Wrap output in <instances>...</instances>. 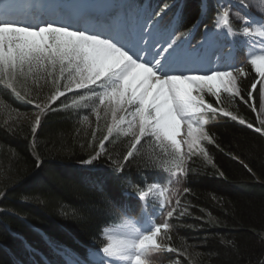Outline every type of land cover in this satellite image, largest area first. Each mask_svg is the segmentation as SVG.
<instances>
[{
  "label": "snow or ice",
  "instance_id": "1",
  "mask_svg": "<svg viewBox=\"0 0 264 264\" xmlns=\"http://www.w3.org/2000/svg\"><path fill=\"white\" fill-rule=\"evenodd\" d=\"M183 8L168 0L156 6L0 0V89L34 105L33 134L57 101L60 110L90 109L98 122L110 117L107 134L79 163L90 173L104 165V178L138 201L135 210L126 203L118 211L109 206L110 221L86 258L70 259L49 242L64 264H157L159 254L176 253L169 243L176 225L169 221L186 215L181 196L190 191L179 186L195 159L215 167L205 146L216 144L208 125L222 116L264 134V0H198L196 22L182 31ZM250 75V86L242 88ZM226 99L250 108L259 126L227 110ZM13 112L19 116L0 96L10 132ZM81 119L89 122L88 115ZM113 136L128 138L123 155L106 147ZM141 157L139 166L162 179L142 175L143 183H136L124 175Z\"/></svg>",
  "mask_w": 264,
  "mask_h": 264
},
{
  "label": "trees",
  "instance_id": "2",
  "mask_svg": "<svg viewBox=\"0 0 264 264\" xmlns=\"http://www.w3.org/2000/svg\"><path fill=\"white\" fill-rule=\"evenodd\" d=\"M168 2L184 5L182 31L196 22L198 0ZM175 11L171 9L165 18L171 20ZM238 59H243L242 53ZM251 79V75L242 79L241 87L247 89ZM0 96L19 114L35 108L7 90L0 89ZM59 104L42 118L34 134L32 124L15 114L16 119L9 121L14 128L10 132L3 123L7 116L0 115V264H64L49 242L86 258L96 246L93 238L110 221L109 206L116 211L125 203L133 210L138 207V201L122 195L118 181L104 178V165L98 166L100 172L90 173L79 163L107 134L105 120L98 122L90 109L60 110ZM224 106L257 126L255 113L243 103L227 100ZM83 115L89 116V122L82 121ZM208 128L216 140L207 145L215 167L202 159L190 163L189 175L179 186L190 190L181 196L188 212L169 221L176 225L169 243L178 251L159 254L157 264H258L264 260V134L222 116ZM127 142L126 137L113 136L106 147L114 156L123 155ZM139 159L130 162L125 176L136 183H143L142 175L148 181L162 179L157 172H145Z\"/></svg>",
  "mask_w": 264,
  "mask_h": 264
},
{
  "label": "rangeland",
  "instance_id": "3",
  "mask_svg": "<svg viewBox=\"0 0 264 264\" xmlns=\"http://www.w3.org/2000/svg\"><path fill=\"white\" fill-rule=\"evenodd\" d=\"M89 1L91 2V0H89ZM121 1L122 0H113V2L111 0H94L93 2H91L90 4H87V5H106V4H112V3H117V2H121ZM64 2H66V3H79V4H82V3L79 2V0H77V2L74 1V0H64ZM152 4L154 5V3H152ZM152 4H149L148 2H145L144 3V5H151V6H153ZM257 89H259V85L257 86ZM45 91H47V89ZM226 101L227 100H225V102ZM256 103H257V106H258L259 105V97L256 98ZM227 105H229V103H227ZM226 108H227V106H226ZM35 113H36V109L34 108V109L30 110L29 112H26V113H23V114H19V116H21V118H22V120L24 122L29 123V124H33V122L35 120ZM12 114H15L16 118L19 117V116H17V113L16 112H13ZM255 117H256V120H257V126H259L258 119H257V114L256 113H255ZM102 118H103V116H102ZM105 123L106 124H109L110 123V117L108 118L107 121L105 120ZM257 126H254V127H257ZM2 174H3V168L0 165V183L2 182L1 181ZM70 259H72V258H70Z\"/></svg>",
  "mask_w": 264,
  "mask_h": 264
},
{
  "label": "bare ground",
  "instance_id": "4",
  "mask_svg": "<svg viewBox=\"0 0 264 264\" xmlns=\"http://www.w3.org/2000/svg\"><path fill=\"white\" fill-rule=\"evenodd\" d=\"M23 2H32V0H23ZM79 2L86 5L91 3L89 0H79Z\"/></svg>",
  "mask_w": 264,
  "mask_h": 264
}]
</instances>
